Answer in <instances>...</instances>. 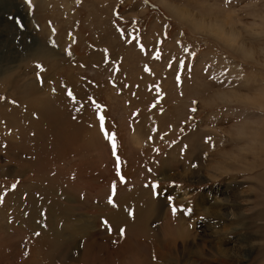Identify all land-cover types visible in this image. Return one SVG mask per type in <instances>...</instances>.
Segmentation results:
<instances>
[{
    "label": "rangeland",
    "instance_id": "1",
    "mask_svg": "<svg viewBox=\"0 0 264 264\" xmlns=\"http://www.w3.org/2000/svg\"><path fill=\"white\" fill-rule=\"evenodd\" d=\"M0 97V264H264V0H0Z\"/></svg>",
    "mask_w": 264,
    "mask_h": 264
},
{
    "label": "snow or ice",
    "instance_id": "2",
    "mask_svg": "<svg viewBox=\"0 0 264 264\" xmlns=\"http://www.w3.org/2000/svg\"><path fill=\"white\" fill-rule=\"evenodd\" d=\"M28 2L30 3V0H28ZM225 2L226 3H230L231 0H225ZM118 31H120V30L118 29ZM181 35H183V33H181ZM128 43H132V41L130 40V41H128ZM138 46L140 47V50L143 52L144 51L143 46H141V45H138ZM184 51L187 53L188 52V49L185 48ZM160 56H161V53L159 51H156L153 58L158 60V59H160ZM172 66H173L172 65V62L170 61L169 62V67L171 68ZM36 67L38 69L36 79L38 81H41V83H43V81L41 80V76H40V72L43 71L42 66L41 65H36ZM183 68H185V63H184L183 60H181V61H179V69H183ZM144 70L146 72L149 71V69H148L147 66H145V69ZM181 84H182L181 74H180V71L178 70L177 73H176V86L177 87H180ZM125 87H128V85H125ZM133 95H135V94H133ZM68 96L69 97H72V93L70 91L68 92ZM0 99H3V98L0 97ZM91 99L92 98L89 97V100H91ZM13 103H15V101H13ZM92 103H93L94 107L97 109V111L99 112V109H100L101 106L99 104H97L95 101H92ZM192 103H193V105H197V101H195V100L192 101ZM153 107H155V105H153ZM197 110L198 109H197L196 106H194V107H192L190 109V111L193 112V113L196 112ZM78 111H79V109H78ZM135 115H136V113H133V116H135ZM189 119H192V117H189ZM98 120H99L100 131H101V133L104 134L105 140L108 141V143L110 144L112 156L116 158V175H117V177H119L120 183H124L125 182L124 181V177L121 176V173H120V158L117 155V136H116L115 133H108V132L105 131L104 117L103 116H99L98 115ZM149 139H151V137H149ZM154 151H155V149H154ZM193 167H195V165H193ZM15 186H16L15 184L12 185L13 188H15ZM116 187H117V185H116V182L114 181L113 184H112V186H111V194L108 196V203L111 204V205H113L114 207L116 205L114 203L113 197L116 195ZM152 188L155 189L156 188V185L153 184L152 185ZM172 212H173V214H175L176 209L173 208L172 209ZM129 215H132V213L129 212ZM120 234H121V236L124 235V229H120ZM34 235L39 236L40 233L37 232V233H34ZM25 255H27V253ZM153 258L155 259V257H153Z\"/></svg>",
    "mask_w": 264,
    "mask_h": 264
},
{
    "label": "bare ground",
    "instance_id": "3",
    "mask_svg": "<svg viewBox=\"0 0 264 264\" xmlns=\"http://www.w3.org/2000/svg\"><path fill=\"white\" fill-rule=\"evenodd\" d=\"M214 30H212V32L214 31L215 32V34H217V35H220V36H222L223 35V32L222 31H220L219 30V28H216V29H218V30H216L215 28H213ZM216 30V31H215ZM213 32V33H214ZM226 36V35H225ZM229 38V37H228ZM233 38V37H232ZM185 196H184V194L182 195V198H184ZM224 251V250H223Z\"/></svg>",
    "mask_w": 264,
    "mask_h": 264
}]
</instances>
